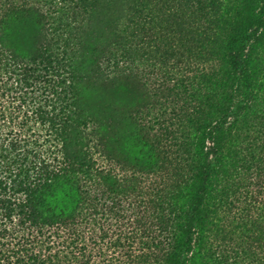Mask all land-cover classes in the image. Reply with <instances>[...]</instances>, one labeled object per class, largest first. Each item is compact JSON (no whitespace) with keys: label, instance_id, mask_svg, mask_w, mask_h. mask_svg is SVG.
Wrapping results in <instances>:
<instances>
[{"label":"trees","instance_id":"16d2710c","mask_svg":"<svg viewBox=\"0 0 264 264\" xmlns=\"http://www.w3.org/2000/svg\"><path fill=\"white\" fill-rule=\"evenodd\" d=\"M261 135L264 0H0V264H264Z\"/></svg>","mask_w":264,"mask_h":264},{"label":"rangeland","instance_id":"374dc122","mask_svg":"<svg viewBox=\"0 0 264 264\" xmlns=\"http://www.w3.org/2000/svg\"><path fill=\"white\" fill-rule=\"evenodd\" d=\"M158 65V64H157ZM200 68V66H199ZM197 70L195 69V72ZM144 73L146 75V78L148 80V84L152 85V87H158L161 88L165 85H172L173 82L171 83V81L168 79L167 75H164V70L163 68H159L158 66H155V68H152L151 65H145L144 68ZM92 98L95 101H101L104 99H111L117 103H119L122 108H133L136 107L137 105L141 104V100H142V89L140 90V87L134 85L130 88V93H127L125 91V89H121V88H117L114 89L113 91H111L108 94V91H93L91 93ZM174 104L171 102V98H169V100L167 102H163L162 104V108L166 109L167 111L172 108ZM120 135H119V141L116 144L118 149L121 151V153L124 155L125 159L129 160V161H133L134 157L137 153V147L134 144V142L131 140L130 136L128 135V127L125 126L124 124L122 125V127L120 128ZM261 144H264V135H261ZM264 149V146H263ZM246 153V152H244ZM95 157H98V161L102 164H105V162L102 160V157L97 156V153L94 154ZM244 172V170H243ZM243 175V174H241ZM254 181V178H253ZM251 182L249 180H245V183L248 185V187H244L242 188L241 193L242 195L245 196L246 194V189H248V195L247 198L240 196L239 198V202H235L234 207L231 209V214L234 216H237L238 213L241 212V210H244L245 214H248V212H250L248 214L253 216H256V212H258L259 210H252L253 207V196H256V192H257V187L255 186L254 182ZM239 191V192H240ZM252 191V194H251ZM258 199H264L261 196H256ZM233 199V196L231 197V200ZM235 199V198H234ZM257 217V216H256ZM228 225V224H227ZM226 226V225H225ZM115 226H111V228H114ZM225 237L224 239L222 238L221 233L220 234H216L217 237V243H219L220 245H225L228 249H235L234 246L235 244L229 240V235L226 233L224 234ZM94 246L91 242H90V246ZM97 248V247H95ZM112 250H110L111 253ZM233 257V255L231 256ZM97 261V264H103V260L99 259L98 257H96L95 259Z\"/></svg>","mask_w":264,"mask_h":264}]
</instances>
